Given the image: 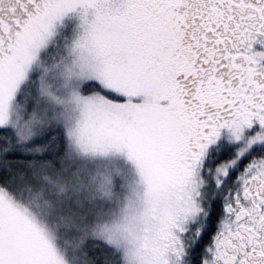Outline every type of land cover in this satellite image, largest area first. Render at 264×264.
Segmentation results:
<instances>
[{
  "label": "snow or ice",
  "instance_id": "snow-or-ice-1",
  "mask_svg": "<svg viewBox=\"0 0 264 264\" xmlns=\"http://www.w3.org/2000/svg\"><path fill=\"white\" fill-rule=\"evenodd\" d=\"M0 264H264V0H0Z\"/></svg>",
  "mask_w": 264,
  "mask_h": 264
}]
</instances>
